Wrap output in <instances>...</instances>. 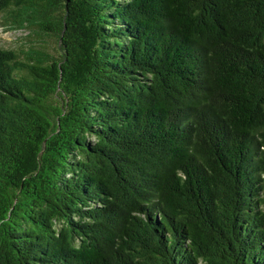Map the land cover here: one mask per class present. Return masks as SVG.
<instances>
[{
    "label": "trees",
    "instance_id": "trees-1",
    "mask_svg": "<svg viewBox=\"0 0 264 264\" xmlns=\"http://www.w3.org/2000/svg\"><path fill=\"white\" fill-rule=\"evenodd\" d=\"M0 18V264H264V0Z\"/></svg>",
    "mask_w": 264,
    "mask_h": 264
},
{
    "label": "rangeland",
    "instance_id": "rangeland-1",
    "mask_svg": "<svg viewBox=\"0 0 264 264\" xmlns=\"http://www.w3.org/2000/svg\"><path fill=\"white\" fill-rule=\"evenodd\" d=\"M1 21L2 18H0V47L17 49L22 46L27 40L25 37L27 31L8 29Z\"/></svg>",
    "mask_w": 264,
    "mask_h": 264
},
{
    "label": "water",
    "instance_id": "water-1",
    "mask_svg": "<svg viewBox=\"0 0 264 264\" xmlns=\"http://www.w3.org/2000/svg\"><path fill=\"white\" fill-rule=\"evenodd\" d=\"M66 3H68L69 2V0H64Z\"/></svg>",
    "mask_w": 264,
    "mask_h": 264
}]
</instances>
